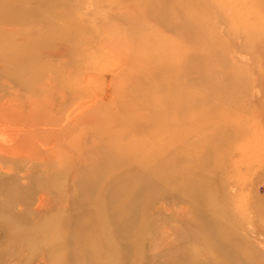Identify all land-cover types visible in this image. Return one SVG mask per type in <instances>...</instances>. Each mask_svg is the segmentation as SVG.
<instances>
[{"label": "rangeland", "instance_id": "374dc122", "mask_svg": "<svg viewBox=\"0 0 264 264\" xmlns=\"http://www.w3.org/2000/svg\"><path fill=\"white\" fill-rule=\"evenodd\" d=\"M181 37L201 49L188 82L162 66ZM42 63L74 93H41L59 111L37 138L24 128L36 147L0 148L33 165L25 208L3 202L16 166L0 170V264H93L81 251L103 249L105 264H264V0H0V72L32 82ZM115 183L139 190L120 205L136 212L127 252L99 242L116 230L101 193Z\"/></svg>", "mask_w": 264, "mask_h": 264}, {"label": "bare ground", "instance_id": "6f19581e", "mask_svg": "<svg viewBox=\"0 0 264 264\" xmlns=\"http://www.w3.org/2000/svg\"><path fill=\"white\" fill-rule=\"evenodd\" d=\"M188 9H192V8H188ZM189 13V12H188ZM178 45L181 47V50H185L184 54L179 56L178 59H174V58H168L166 60V64L162 65L163 67H166L167 70L169 71H174L177 70L176 73H173V75L175 76V79H178L180 81H185L188 82L190 80H192V78H188L187 76L185 77V73L190 70V69H196L195 66H193V62L197 57H199L198 55H200L199 53H201V49L198 48V46H196V42H191V45L189 44V42L187 41L186 37L183 40V37H181L180 39H178ZM173 48L176 50V48L174 46H168V50H173ZM198 48V49H197ZM190 50H194L190 51ZM195 50L197 51V53L195 52ZM149 51V50H148ZM151 51V49H150ZM191 53V54H189ZM141 57H144L147 62H151V55L150 52H141L140 53ZM196 57V58H194ZM37 57H31V59L36 60ZM24 60H19V62H15L12 61V65H16L18 67H20L21 62H23ZM181 61V62H179ZM152 63V62H151ZM176 65H179V69H174ZM198 69L200 68V64L198 63ZM48 66V64L46 66H44V64L42 63V68H36L34 71L37 75V77H35V79H33L34 81L29 82V81H24V69L22 71H18L17 68L15 67H8L5 68V70L0 72V141H2V144L0 143V148H7L6 152L7 154H10L12 152H23L24 150V144L27 148H31V147H36V141L32 138H29L30 136H25L26 138H24V128H32L33 132H35L34 130L43 128L44 126H46V128L51 127V121L50 117L51 116V111L50 110H55V112L53 113V116H57L56 115V111H59V108H56L57 105L55 102H53V106L52 104L48 103V106L50 107V109L47 107V103L45 104L43 101V98L41 97V93H43L44 91H49L50 93L52 91H54L55 93L53 95L60 96L63 97L64 99L68 98V95L71 96L74 91H71L69 86H66L67 84L64 83L62 81V79H64V81L66 80V82H68L69 84H72V76L70 75L69 77H64L65 73L60 72L57 67H55V70H53L52 72H49V76L45 73V69ZM39 71L41 73H39ZM43 74V76H48V80L49 82L47 83L48 86H44L40 83L44 82L46 80H44L45 77H39L40 74ZM186 73V74H187ZM69 74H71L69 72ZM200 75V74H199ZM195 77L197 75H194ZM198 77V76H197ZM205 77V76H204ZM194 79V78H193ZM203 80V78H200ZM34 84L36 88H34L35 90H31V84ZM37 83L40 85H37ZM62 86V88L59 89V87ZM28 89L29 90L25 91L24 89ZM45 89V90H44ZM31 90V91H30ZM58 90H61V92L63 91V96H61V92ZM33 91V92H32ZM40 95V97H39ZM65 96V97H64ZM65 99V100H66ZM52 106V108H51ZM64 106H66L64 104ZM61 112H63L61 110ZM65 113H68V110L66 109ZM46 115L47 117H43L42 115ZM68 115H71V113H68ZM26 124V125H25ZM25 125V126H24ZM44 130V129H42ZM15 134V135H14ZM39 133L34 134V138L39 137L38 136ZM49 134L47 133L46 136H48ZM45 136V135H44ZM11 143V144H10ZM38 149V148H37ZM69 149V148H68ZM71 149V148H70ZM22 150V151H20ZM71 151V150H70ZM5 151H3L4 153ZM5 152V153H6ZM5 153L3 154L2 159L0 158V170L3 169V166H16L15 170H14V174H15V180L16 183L14 185V188L10 191L7 192V194H5V198L3 199V202L5 203V205H13V204H18V207H26V201H28V199L30 198L29 195H27L26 193H24V202L22 199V186L20 183V176H22L20 173L26 170L27 172L30 170H28V167L30 168V166H33L30 164V160H20L18 161V159L16 158H12V157H6ZM26 153L27 156L30 154ZM146 156L144 157H150L151 152L150 150H148V152L144 153ZM38 155V154H37ZM31 156V155H30ZM32 157V156H31ZM68 159L70 160V157L65 158V160ZM4 161V162H3ZM14 161V165H11V163ZM25 161V162H24ZM67 163V162H66ZM30 164V165H29ZM69 165H71L69 162L67 163ZM64 165L66 167L65 170H70L69 167H67L68 165ZM27 167V168H26ZM36 167V166H35ZM34 167V168H35ZM5 168V167H4ZM39 166H37V170L39 171L40 168ZM36 170V168H35ZM54 170V171H52ZM25 171V172H26ZM59 169L57 170L56 167H53L51 169L52 174H55L56 172H58ZM1 172V171H0ZM24 172V173H25ZM26 172V173H27ZM31 173V172H30ZM25 175V174H24ZM55 180V179H54ZM110 178L108 179V182H110ZM56 181V180H55ZM87 181V180H86ZM38 183V182H37ZM35 183V185H37L38 187L36 188H42L44 187L42 184L40 183ZM56 183V182H54ZM46 185V184H45ZM89 183H87V193L89 195L85 196V193H82V195L84 197H87V199H91L90 196L91 194L90 192H93L90 188ZM103 185V184H102ZM127 186V184H119L117 185V183L113 184L110 186H108V189L105 191V188H103L102 190V194L105 195V200L106 197L108 198V203L109 205L106 208V213L108 214L109 220L112 222H114V202H113V197H115V199L117 198L118 202H117V207H118V215H117V222L113 223L114 227L116 230L115 232L112 233L113 236L107 237V239H101L100 244L104 246H106L105 244H107V241H120L123 245L121 246V248L117 249L118 251L124 252L128 250L126 241H129L130 236H132V232H128V228L127 226H129L131 228L134 227V223H135V216H136V212H133V208H129V210H127L126 208H122L120 205L123 204V202H125L126 199H128V197L133 198V201L138 202V191L137 189L131 190V192H127L126 189L128 187H124L123 186ZM46 187V186H45ZM69 187L66 186V190L65 191H55L57 194H61L59 196H66L63 198L67 199V198H71V193L69 192ZM75 189V188H74ZM36 190V189H35ZM26 191V190H25ZM55 192H51L52 194ZM73 192V191H72ZM106 192V193H105ZM81 194V193H80ZM0 198H2V195L0 196ZM24 203V204H23ZM107 203V200H106ZM105 203V204H106ZM69 205L68 207L71 208L70 204H66ZM74 206V205H73ZM76 207H80L79 205H77ZM121 208V209H120ZM108 209V210H107ZM109 211V212H108ZM79 221V220H76ZM73 226L75 227V233L78 234V238H77V243H81V244H87L89 242V244H91V242H95L94 239H91V237H84V235H81L80 231H78L79 229H76L78 226V222L77 223H73L71 222ZM132 225V226H131ZM83 227V226H82ZM77 231V232H76ZM132 231V230H130ZM84 232V231H83ZM87 242V243H86ZM98 244V243H96ZM76 245V244H75ZM101 245V246H102ZM100 247V246H99ZM105 248V247H103ZM111 251V248H109ZM78 250V248L76 249ZM102 252L105 254L106 253V249H103ZM101 251H99L97 254H91L90 252H83L81 251L79 256H82L84 262H91L93 264H105L106 261L103 258V255L101 256L102 253ZM112 252V251H111ZM110 252V253H111ZM104 260V261H103Z\"/></svg>", "mask_w": 264, "mask_h": 264}]
</instances>
